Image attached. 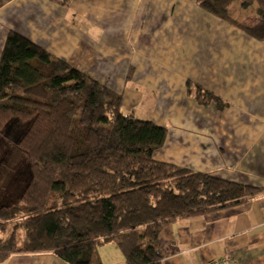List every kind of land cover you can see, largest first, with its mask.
<instances>
[{"label": "trees", "instance_id": "obj_1", "mask_svg": "<svg viewBox=\"0 0 264 264\" xmlns=\"http://www.w3.org/2000/svg\"><path fill=\"white\" fill-rule=\"evenodd\" d=\"M235 1L196 4L264 39V0H239L257 4L250 24L231 15ZM186 90L200 106L227 105L196 83ZM166 134L124 112L120 92L9 31L0 54V262L51 252L67 264H100L98 246L113 241L123 264H160L165 225L264 193V185L156 160Z\"/></svg>", "mask_w": 264, "mask_h": 264}, {"label": "crops", "instance_id": "obj_2", "mask_svg": "<svg viewBox=\"0 0 264 264\" xmlns=\"http://www.w3.org/2000/svg\"><path fill=\"white\" fill-rule=\"evenodd\" d=\"M238 18L250 24L257 14ZM11 30L120 92L127 114L167 127L156 160L264 185V39L196 0H72L66 6L0 0V54ZM187 81L227 105H198ZM158 242L160 264H201L224 254L237 264H264V193L178 217L161 229ZM96 256L100 264L124 261L113 241L98 246ZM0 264L67 263L38 252L12 254Z\"/></svg>", "mask_w": 264, "mask_h": 264}, {"label": "rangeland", "instance_id": "obj_3", "mask_svg": "<svg viewBox=\"0 0 264 264\" xmlns=\"http://www.w3.org/2000/svg\"><path fill=\"white\" fill-rule=\"evenodd\" d=\"M72 1V0H71ZM240 1L239 0H236L233 4V6L236 8V11H232L231 12V15L236 18V19H242V18H238V17H241V15H252V14H256L255 11L257 9V4L256 3H253L252 5L248 6L247 8H243L240 6ZM239 21V20H238ZM229 23V22H228ZM231 24V23H230ZM246 24V23H245ZM234 25V24H232ZM236 26V25H235ZM249 35V34H248ZM260 40V39H258ZM226 106V105H225ZM224 106V107H225Z\"/></svg>", "mask_w": 264, "mask_h": 264}, {"label": "built area", "instance_id": "obj_4", "mask_svg": "<svg viewBox=\"0 0 264 264\" xmlns=\"http://www.w3.org/2000/svg\"><path fill=\"white\" fill-rule=\"evenodd\" d=\"M201 264H237V261L229 254H224L214 259H210Z\"/></svg>", "mask_w": 264, "mask_h": 264}]
</instances>
